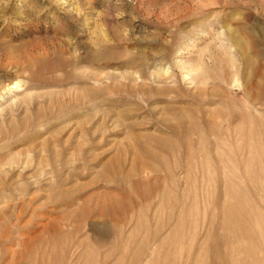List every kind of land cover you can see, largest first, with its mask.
<instances>
[{
	"label": "rangeland",
	"instance_id": "rangeland-1",
	"mask_svg": "<svg viewBox=\"0 0 264 264\" xmlns=\"http://www.w3.org/2000/svg\"><path fill=\"white\" fill-rule=\"evenodd\" d=\"M0 264H264V0H0Z\"/></svg>",
	"mask_w": 264,
	"mask_h": 264
},
{
	"label": "bare ground",
	"instance_id": "bare-ground-1",
	"mask_svg": "<svg viewBox=\"0 0 264 264\" xmlns=\"http://www.w3.org/2000/svg\"><path fill=\"white\" fill-rule=\"evenodd\" d=\"M13 88H15V87H13Z\"/></svg>",
	"mask_w": 264,
	"mask_h": 264
}]
</instances>
